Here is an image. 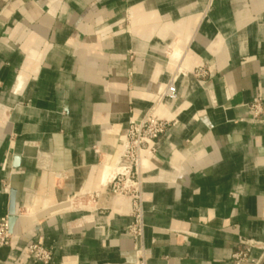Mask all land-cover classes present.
<instances>
[{
    "label": "crops",
    "instance_id": "0c3cea01",
    "mask_svg": "<svg viewBox=\"0 0 264 264\" xmlns=\"http://www.w3.org/2000/svg\"><path fill=\"white\" fill-rule=\"evenodd\" d=\"M257 99L264 0H0V264H36L38 239L50 264H236L241 240L264 264ZM153 107L175 124L143 155L138 239L104 172Z\"/></svg>",
    "mask_w": 264,
    "mask_h": 264
},
{
    "label": "built area",
    "instance_id": "2783aa9c",
    "mask_svg": "<svg viewBox=\"0 0 264 264\" xmlns=\"http://www.w3.org/2000/svg\"><path fill=\"white\" fill-rule=\"evenodd\" d=\"M194 75L202 79L209 74L203 66L194 70ZM178 97L177 88L172 81L166 90L159 97L158 102L166 98L176 99ZM158 107L151 108L142 119H131L127 128L123 149L114 165L113 176L108 185L114 196L126 197L130 201L132 223L128 227V232L141 239L144 236V199L142 190V161L144 152L154 154L157 150V143L165 136L170 128L174 126L173 119H164L157 116ZM253 119L255 121L264 120V106L261 99H257L250 105ZM12 242V231L10 229L9 215L0 217V245L9 246ZM256 243L241 240L240 249L233 255L236 264L250 263L259 264V261L251 259L250 253ZM30 257L36 264H50L54 258V251L45 246L41 239L31 242L28 245ZM145 264V263H140Z\"/></svg>",
    "mask_w": 264,
    "mask_h": 264
},
{
    "label": "water",
    "instance_id": "95a60500",
    "mask_svg": "<svg viewBox=\"0 0 264 264\" xmlns=\"http://www.w3.org/2000/svg\"><path fill=\"white\" fill-rule=\"evenodd\" d=\"M16 221H17L16 205H15V200L12 198L11 209L9 213V222H10L11 231L13 230Z\"/></svg>",
    "mask_w": 264,
    "mask_h": 264
},
{
    "label": "bare ground",
    "instance_id": "6f19581e",
    "mask_svg": "<svg viewBox=\"0 0 264 264\" xmlns=\"http://www.w3.org/2000/svg\"><path fill=\"white\" fill-rule=\"evenodd\" d=\"M113 171H114V170L112 169L111 166L108 165V166L106 167L104 174H105V175H109V177H108V179H107V183H106V185L109 183L111 177L113 176Z\"/></svg>",
    "mask_w": 264,
    "mask_h": 264
},
{
    "label": "rangeland",
    "instance_id": "374dc122",
    "mask_svg": "<svg viewBox=\"0 0 264 264\" xmlns=\"http://www.w3.org/2000/svg\"><path fill=\"white\" fill-rule=\"evenodd\" d=\"M203 79V78H202Z\"/></svg>",
    "mask_w": 264,
    "mask_h": 264
}]
</instances>
